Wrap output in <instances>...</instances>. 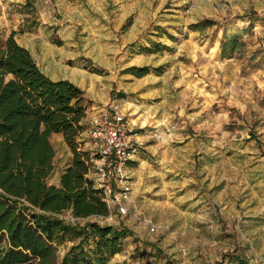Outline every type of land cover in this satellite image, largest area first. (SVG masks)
Segmentation results:
<instances>
[{
    "label": "rangeland",
    "instance_id": "1",
    "mask_svg": "<svg viewBox=\"0 0 264 264\" xmlns=\"http://www.w3.org/2000/svg\"><path fill=\"white\" fill-rule=\"evenodd\" d=\"M128 1L119 11L109 0H0L3 35L25 19L57 43V28L85 14L110 27L105 65L115 73L104 79L130 121L141 119L143 143L130 163V213L102 220L133 232L109 264H264V0ZM121 12H132L122 26ZM207 19L215 24L194 30ZM230 38L238 45L224 52ZM50 140L49 182L71 159L63 139ZM79 241L57 244L58 263Z\"/></svg>",
    "mask_w": 264,
    "mask_h": 264
},
{
    "label": "trees",
    "instance_id": "2",
    "mask_svg": "<svg viewBox=\"0 0 264 264\" xmlns=\"http://www.w3.org/2000/svg\"><path fill=\"white\" fill-rule=\"evenodd\" d=\"M214 24L207 19L193 27ZM15 35L0 33V264H109L133 232L90 220L108 217L110 209L80 140L86 130L85 91L69 80L49 78ZM237 45L230 38L223 50ZM154 46L147 51L161 47ZM126 72L143 77L150 68L130 66ZM53 133L63 134L73 154L59 185L48 182L56 155ZM67 213L79 221L65 224L60 215ZM74 235L80 241L58 263L57 244Z\"/></svg>",
    "mask_w": 264,
    "mask_h": 264
},
{
    "label": "crops",
    "instance_id": "3",
    "mask_svg": "<svg viewBox=\"0 0 264 264\" xmlns=\"http://www.w3.org/2000/svg\"><path fill=\"white\" fill-rule=\"evenodd\" d=\"M109 1L119 5V11H123L124 6L129 4L128 0ZM124 1L126 2L123 3ZM70 12L74 15L73 11ZM122 14L121 12L120 18L118 14H115L112 18L113 21L115 18H119L120 26L131 16L132 12ZM11 26L10 29H5L6 34L16 33L17 42L30 50L40 69L49 78L52 80H69L85 91V105H87L88 110L87 117L82 124L87 127V118L98 109L109 105L114 99L113 92H111L113 90V82L104 79L105 74L115 73V71L107 70V65H105V61L109 58L108 55H111L116 50L114 43L110 44L103 40V32L108 30L109 25L105 26L98 18L85 14L82 16V20H74L70 28L63 30L57 28L55 34L60 37L61 43H55L51 31L44 22L30 26L25 19H21L17 25L12 24ZM109 31H111L110 27ZM70 61H73L72 64ZM134 122L138 125L141 119H135ZM53 136H58L64 140L62 133H53L51 139ZM80 140L83 143V148L88 150L90 144L86 130L81 134ZM65 144L70 149L66 142ZM70 154L69 163L57 175V179L49 182V176L48 182L50 184L59 185L61 174L72 161L73 154L72 152ZM136 160L137 157L131 162ZM90 220L93 219L90 218Z\"/></svg>",
    "mask_w": 264,
    "mask_h": 264
},
{
    "label": "built area",
    "instance_id": "4",
    "mask_svg": "<svg viewBox=\"0 0 264 264\" xmlns=\"http://www.w3.org/2000/svg\"><path fill=\"white\" fill-rule=\"evenodd\" d=\"M86 134L92 179L110 209L108 217L128 215L132 202L129 164L140 153L143 143L139 127L130 121L122 103L115 98L87 118ZM108 217H95V220L104 224L102 220ZM70 221L79 219L71 215ZM148 225L152 231L156 230L151 222Z\"/></svg>",
    "mask_w": 264,
    "mask_h": 264
}]
</instances>
